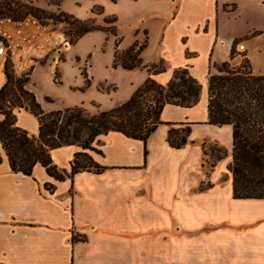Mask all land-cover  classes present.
Returning <instances> with one entry per match:
<instances>
[{"label":"crops","instance_id":"crops-1","mask_svg":"<svg viewBox=\"0 0 264 264\" xmlns=\"http://www.w3.org/2000/svg\"><path fill=\"white\" fill-rule=\"evenodd\" d=\"M153 2L150 18L159 24L138 28L131 43L141 41L144 31L147 42L142 66L134 69H145L143 83L149 75L144 66L163 60L165 70L151 76L166 84L174 69L186 67L201 84L199 101L191 107L166 104L146 143L117 131L98 135L95 150L86 152L105 169L63 180L40 164L31 175L13 171L0 142V264H264V198H234L231 172L217 162L207 171L205 152L206 143L217 144L232 162V142L207 123L208 77L232 60L236 42L244 45L239 55L258 66L255 60L264 57V0ZM0 28L12 31L13 25L2 22ZM34 28L26 23L24 31L33 35ZM155 34L159 53L150 58ZM2 65L0 88L6 81ZM23 110L15 111L16 118ZM168 123L189 125L183 147L169 145ZM199 129L209 136L196 137ZM28 132L37 135L38 124ZM60 149H67L64 162L55 157ZM79 151L73 144L50 154L59 171L70 172Z\"/></svg>","mask_w":264,"mask_h":264},{"label":"trees","instance_id":"trees-1","mask_svg":"<svg viewBox=\"0 0 264 264\" xmlns=\"http://www.w3.org/2000/svg\"><path fill=\"white\" fill-rule=\"evenodd\" d=\"M31 10L21 0H0L1 20L8 18L13 22H22ZM56 18L68 25L65 34L72 44L85 33L98 29L91 21H82L64 12ZM114 19L107 22L112 23ZM108 32L117 35L113 25ZM145 46V42L139 46L134 43L123 52L115 50L114 66L119 65L126 70L141 67V52ZM234 47L235 43L231 48V59ZM8 61L4 63L6 81L0 88V114L3 116L0 120V142L10 168L25 175H31L36 164L45 167L46 172L57 180L79 171L100 172L105 167L95 163L86 152L95 150L92 143L98 135L117 131L146 143L150 134L162 123L161 112L166 104L191 107L199 101L201 94V84L188 68L174 69L171 79L166 84H160L151 75L164 71L165 67L150 64L144 66L149 73L144 82L126 101L109 110L89 115L83 107L74 106L46 112L34 93L24 88L28 79H16L8 70ZM216 69L217 72L210 73L208 77L207 123L232 127V162L228 170L233 179V197L264 198V74L253 73L247 57L243 65L232 66L230 61H225ZM82 74L87 84L85 69ZM14 107L33 114L38 124L37 135H30L16 124ZM168 124L171 125L167 136L169 145L177 149L183 147L190 134L189 125L176 128V124ZM84 131H87L85 137ZM73 144L80 145L83 151L75 153L70 172H61L53 164L50 151ZM79 239L84 240L83 237L73 236V240Z\"/></svg>","mask_w":264,"mask_h":264},{"label":"rangeland","instance_id":"rangeland-1","mask_svg":"<svg viewBox=\"0 0 264 264\" xmlns=\"http://www.w3.org/2000/svg\"><path fill=\"white\" fill-rule=\"evenodd\" d=\"M57 1L21 0L28 9L32 8L25 20L34 19L40 29L34 28L35 34H31L33 38L25 46L19 45V48H24L16 50L17 54L9 59L8 70L16 79H28L24 88L34 93L44 111L81 106L89 115H93L109 110L118 102L128 99L135 86L142 82L141 76L146 74V71L125 70L119 65L114 66L113 55L115 50L120 53L133 44L131 42L135 40L138 28L144 23L159 24L158 20L152 21L150 18V10L155 6L153 0H60L56 4ZM60 12L82 21L89 20L98 26V29L85 33L72 44L69 36L65 34L69 29L68 25L56 18ZM111 18H115L114 22L108 23L107 20ZM4 20L6 18L0 19V25ZM111 25L116 28V36L108 32ZM144 33L137 46L147 42L146 31ZM157 38L158 34L152 35V43L147 50L148 57L159 53L156 47ZM117 41L120 43L117 44ZM236 43L230 61L232 66L244 64L245 57L239 55L241 51L237 49ZM257 64L256 68L251 64L253 73L264 72V57L260 58L258 63L255 60V65ZM158 65L165 67L166 63L162 61ZM83 69L87 73V84L82 74ZM216 72L217 69L214 70V73ZM17 109L18 107H14L13 110ZM17 119V124L23 127L22 129L36 130L37 122L34 116L25 110L17 113ZM183 127L181 125L176 128ZM214 127L223 129L222 140L231 144V126L225 124ZM208 134L210 133L199 129L196 137L209 136ZM86 135L87 131H84L83 137ZM66 150L55 152L59 162H64L67 157ZM205 152L210 156L206 159L207 171L217 162L224 164V170L227 172L231 154L223 157L225 150L214 143H206ZM218 156L222 157L216 159Z\"/></svg>","mask_w":264,"mask_h":264},{"label":"built area","instance_id":"built-area-1","mask_svg":"<svg viewBox=\"0 0 264 264\" xmlns=\"http://www.w3.org/2000/svg\"><path fill=\"white\" fill-rule=\"evenodd\" d=\"M2 22H7L13 25V30L8 31L0 28V64H4L8 59L12 58L17 54L16 50L23 49L19 48V45L25 46L33 36L24 31L26 23H32L36 29H40V26L34 19H28L22 22H13L6 19ZM236 47L241 52L244 51V45L242 43H236Z\"/></svg>","mask_w":264,"mask_h":264}]
</instances>
